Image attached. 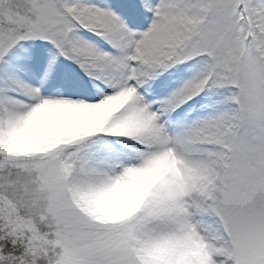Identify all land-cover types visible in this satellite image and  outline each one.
<instances>
[{
	"label": "snow or ice",
	"instance_id": "snow-or-ice-1",
	"mask_svg": "<svg viewBox=\"0 0 264 264\" xmlns=\"http://www.w3.org/2000/svg\"><path fill=\"white\" fill-rule=\"evenodd\" d=\"M0 264H264V0H0Z\"/></svg>",
	"mask_w": 264,
	"mask_h": 264
}]
</instances>
